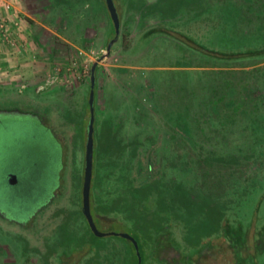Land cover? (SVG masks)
Segmentation results:
<instances>
[{
	"label": "rangeland",
	"instance_id": "374dc122",
	"mask_svg": "<svg viewBox=\"0 0 264 264\" xmlns=\"http://www.w3.org/2000/svg\"><path fill=\"white\" fill-rule=\"evenodd\" d=\"M19 1L48 66L0 76V111L36 118L53 154L33 202L27 184L5 180L20 158L34 184L40 163L28 167L23 148L40 130L29 115H1L0 264H138L124 238L93 236L83 214L91 68L116 35L106 2ZM114 2L121 33L94 87L98 229L138 236L141 264H264V0H181L177 13L170 1Z\"/></svg>",
	"mask_w": 264,
	"mask_h": 264
},
{
	"label": "crops",
	"instance_id": "0c3cea01",
	"mask_svg": "<svg viewBox=\"0 0 264 264\" xmlns=\"http://www.w3.org/2000/svg\"><path fill=\"white\" fill-rule=\"evenodd\" d=\"M19 0H0V76L10 83L25 77L42 76L48 63L41 57L46 52L39 43L38 26L25 18ZM7 81L3 84H7Z\"/></svg>",
	"mask_w": 264,
	"mask_h": 264
},
{
	"label": "water",
	"instance_id": "95a60500",
	"mask_svg": "<svg viewBox=\"0 0 264 264\" xmlns=\"http://www.w3.org/2000/svg\"><path fill=\"white\" fill-rule=\"evenodd\" d=\"M108 11L110 13L111 19L113 21L115 27V38L109 43L107 48V53L101 57L97 62L92 65L91 68V92L89 99L90 106V122L88 126V137H87V145H86V158H85V176L83 183V214L88 222V225L91 231L97 237H106V236H116L124 238L125 240L130 241L134 247L138 257V264L142 263V256L139 248L138 241L129 234L125 233H106L102 232L98 229L95 219L92 215L91 210V189H92V179H93V169H94V151H95V140H94V132H95V109H94V99H95V91L94 87L96 84V69L98 67L99 62L103 61L105 58L110 57L112 46L118 41L120 33H121V23L119 13L117 11L114 0H105ZM12 181L16 178L15 175H12Z\"/></svg>",
	"mask_w": 264,
	"mask_h": 264
},
{
	"label": "flooded vegetation",
	"instance_id": "af4514ba",
	"mask_svg": "<svg viewBox=\"0 0 264 264\" xmlns=\"http://www.w3.org/2000/svg\"><path fill=\"white\" fill-rule=\"evenodd\" d=\"M1 115H14L15 117H18V116H22L24 118H26L25 116L26 115H29L30 117L32 115L30 114H25L23 112H20V111H0V119L1 118H6L5 116H1ZM27 125H32L34 126V128H37L38 130H42V126L41 124L39 123V121L36 119V118H28L27 119ZM38 136H39V133H38ZM33 139H36V138H33ZM40 146H41V143L40 142H37V141H31L28 143L27 146H25L23 149H24V152L23 154H26L27 156H29L31 160H28L27 164L28 167L32 165V163L37 160L40 165L38 166V173L36 174L35 176V179L33 180V183L32 184L30 181L32 179H30V177H28V175H26L27 173H25V167H23L24 165L22 164L24 162V160L26 159H20V158H14L13 160L10 159L9 162H11L8 167L13 168L14 170L17 168L18 169H21L19 172L17 171H10V172H13V173H9L6 177V180L5 182L9 185L10 183H14V182H11L12 181V175H15L17 179V181L15 180V187L14 189L15 190H18L19 188L21 187H24L25 185L24 184H27L26 186H28L30 189L29 192V195L28 197L33 199V202H35V200H39V195L40 193L43 192L44 188V184L47 183L46 179L47 178V175L45 173V170L44 168L46 167L47 169H49L48 167V161L49 159L47 157H49L48 155L42 153L44 152V150L40 149ZM16 152V151H15ZM21 160V161H19ZM43 174V175H42ZM9 176V177H8ZM46 180V181H45ZM30 182L31 183V186L28 185V183ZM35 196V197H34ZM3 198V197H2ZM29 200V199H28ZM1 201V199H0ZM23 211H26V216L29 215V207H26L25 209H23Z\"/></svg>",
	"mask_w": 264,
	"mask_h": 264
},
{
	"label": "trees",
	"instance_id": "16d2710c",
	"mask_svg": "<svg viewBox=\"0 0 264 264\" xmlns=\"http://www.w3.org/2000/svg\"><path fill=\"white\" fill-rule=\"evenodd\" d=\"M171 2L170 3V10L171 11H174L175 13H177L179 10H180V7H179V5H180V3H181V0H162V2H164V3H168V2ZM116 8H117V6H116ZM120 17V16H119ZM186 38V37H185ZM186 40L188 41V43H186L187 41H184L185 42V44H186V46H188V47H190L191 49H194V50H197L198 52H200V53H202L204 56H206V57H208V58H214V57H216V58H219L218 56H220V55H217V53L216 52H214V51H211V50H209V49H207V48H204V47H201V46H199V49H197L196 47H194V45H196V43L194 42V40L193 39H191V38H186ZM184 44V45H185ZM252 53H254V52H252ZM221 56H223V58H226L227 56H230V55H221ZM226 56V57H225ZM98 70V68L96 69V71ZM197 123L199 122V121H196ZM39 138L38 139H35V140H37V142H40L41 143V146H40V149H42V150H44V152H42V153H44V154H46V155H50V156H52V154H53V150H52V140H51V138L48 136V134H47V132H46V130H44L43 128H42V130H40V132H39V136H38ZM48 159H49V157H47ZM94 162H95V151H94ZM49 167V166H48ZM95 168V167H94ZM44 170H45V173H44V175L46 174L47 175V177L49 176V174H50V170H48L46 167L44 168ZM94 171V170H93ZM93 180V179H92ZM129 185V184H128ZM150 188V185H147L146 187H144V191H147L148 189ZM127 190H128V192H133L134 194H136V193H140V191L142 190V188H136V187H134L133 186V184L132 183H130V185L128 186V188H127ZM16 198H18V200H19V197H17L16 196ZM19 202V201H18ZM26 203V202H25ZM95 203H93V192H92V189H91V210H92V215H93V217H94V219H97V214H98V212L100 213L101 211H99L96 207H95V205H94ZM100 209L102 210V214H104V212H108V213H110V212H113L114 210H110V209H108V211H103V209L100 207ZM110 210V211H109ZM115 211H117V210H115ZM96 221V220H95ZM91 230V229H90ZM232 231V230H231ZM239 231H234V233L232 234V235H230V234H228V236H226V238L227 239H229L230 240V242L232 243V244H234V245H236L235 247H237L238 248V250L236 251L237 252V254H239L240 253V248L239 247H241V246H239V244H240V240H241V237H240V233H238ZM91 233H92V235L94 236V234H93V232L91 231ZM137 241H138V244H139V248H140V252H141V256H142V258H143V256H144V251H142V249L144 248V245H143V242H141V240H140V238L137 236H133ZM247 237V236H246ZM125 240V239H124ZM125 241H127L130 245H131V248H132V250H133V252H134V258L136 259V263H138V257H137V254H136V251H135V247H134V245L130 242V241H128V240H125Z\"/></svg>",
	"mask_w": 264,
	"mask_h": 264
},
{
	"label": "built area",
	"instance_id": "2783aa9c",
	"mask_svg": "<svg viewBox=\"0 0 264 264\" xmlns=\"http://www.w3.org/2000/svg\"><path fill=\"white\" fill-rule=\"evenodd\" d=\"M0 28H1V30L3 31L4 37H6V36H7V33H6V31H4V30H6V26H5V24H4V25H1ZM56 81H57V78H56V77H50V78L46 81V83H45L44 85H41V86L38 88L37 91H38V92L44 91L47 87H49V86L55 84Z\"/></svg>",
	"mask_w": 264,
	"mask_h": 264
}]
</instances>
